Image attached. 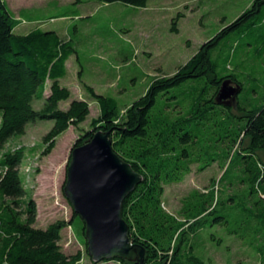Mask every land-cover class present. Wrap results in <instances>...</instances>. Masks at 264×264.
<instances>
[{
    "label": "trees",
    "instance_id": "1",
    "mask_svg": "<svg viewBox=\"0 0 264 264\" xmlns=\"http://www.w3.org/2000/svg\"><path fill=\"white\" fill-rule=\"evenodd\" d=\"M96 1L135 8L147 4V0ZM16 25L0 0V264H82L80 251L66 255L59 242L62 231L77 222L76 234L87 255L83 222L72 211L68 221L35 228L36 204L19 171L25 148L6 149L8 142L25 135L28 124L53 123L42 139L43 156L52 152L56 140L70 127L79 130L89 115L88 103L72 100L65 110L59 109L71 97L60 80L66 77V62L75 52L54 31L35 29L20 36L13 33ZM238 42L247 48L243 53L252 52V56L230 71ZM249 61L252 67L246 65ZM260 65H264V0H252L175 74L154 78L130 105L120 108L114 98L83 86L99 112L73 148L97 132L107 133L113 152L141 176V183L124 199L121 215L130 242L143 250L142 262H113L177 264L185 243L187 262L197 263L190 240L216 213L217 183L244 191L249 198L241 213L244 229L229 233L241 239L249 232L253 239L249 245L264 261V84H259L253 70ZM224 81L237 87L238 95L244 92L242 101L237 95L233 102L218 104ZM34 101L42 102L39 110L33 109ZM216 163L222 171L217 183L212 181L202 193L191 192L178 216L164 209L165 186L183 182L192 165L202 172Z\"/></svg>",
    "mask_w": 264,
    "mask_h": 264
},
{
    "label": "rangeland",
    "instance_id": "2",
    "mask_svg": "<svg viewBox=\"0 0 264 264\" xmlns=\"http://www.w3.org/2000/svg\"><path fill=\"white\" fill-rule=\"evenodd\" d=\"M1 1L17 22L13 30L15 35L23 36L40 29L54 31L61 40L69 42L75 53L66 62L67 75L60 80V85L69 89L71 97L60 103L59 109L65 110L72 100H83L90 111L79 130L70 127L56 140L55 148L47 156L42 155V139L52 128L50 121L28 124L23 137L6 145V149L11 150L25 148L19 171L36 204L34 227L38 229H45L58 220L68 221L72 216V208L64 196L71 150L77 138L90 130V122L99 112L97 102L83 86L91 87L97 95L114 98L119 107L124 108L142 96L154 78L175 74L202 44L235 20L252 2L147 0L145 8H135L122 3L102 4L96 0H82L79 5H74L72 0ZM174 19L175 31L172 30ZM241 43L238 42L232 56L230 71L252 56L249 50L243 53L247 48ZM246 65L251 66L250 61ZM253 68L259 84L263 85L264 65ZM243 85L246 86L245 81ZM238 98L242 101L244 92ZM32 106L39 110L42 102L34 101ZM221 173L217 163L202 172L192 165L191 173L183 182L164 187V209L178 216L182 201L191 192H204L212 181L217 183ZM218 186L216 213L207 217L204 228L194 240L189 239L198 262H187V247L183 243L177 264H262L264 261L249 245L253 240L249 232L241 239L229 233L237 228L240 232L244 229L241 213L249 198L244 191L217 183ZM76 231L77 222L72 229L62 231L59 245L64 254L80 251L82 264H118L113 261L94 263L84 253ZM134 254L137 258L136 251Z\"/></svg>",
    "mask_w": 264,
    "mask_h": 264
},
{
    "label": "water",
    "instance_id": "3",
    "mask_svg": "<svg viewBox=\"0 0 264 264\" xmlns=\"http://www.w3.org/2000/svg\"><path fill=\"white\" fill-rule=\"evenodd\" d=\"M238 93L229 81L222 82L218 104L233 101ZM140 183L141 176L113 152L107 133L97 132L84 145L72 148L64 196L84 224L87 255L94 263L142 262L143 250L130 242L121 215L124 199Z\"/></svg>",
    "mask_w": 264,
    "mask_h": 264
},
{
    "label": "crops",
    "instance_id": "4",
    "mask_svg": "<svg viewBox=\"0 0 264 264\" xmlns=\"http://www.w3.org/2000/svg\"><path fill=\"white\" fill-rule=\"evenodd\" d=\"M28 33H29V32H28ZM28 33H27V34H28ZM25 35H26V34H25ZM66 71H67V69H66ZM45 95H48V90L45 91Z\"/></svg>",
    "mask_w": 264,
    "mask_h": 264
}]
</instances>
